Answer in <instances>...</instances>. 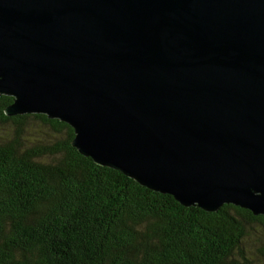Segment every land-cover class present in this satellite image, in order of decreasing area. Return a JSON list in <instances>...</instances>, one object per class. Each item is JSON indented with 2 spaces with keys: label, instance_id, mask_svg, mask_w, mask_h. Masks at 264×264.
Masks as SVG:
<instances>
[{
  "label": "water",
  "instance_id": "1",
  "mask_svg": "<svg viewBox=\"0 0 264 264\" xmlns=\"http://www.w3.org/2000/svg\"><path fill=\"white\" fill-rule=\"evenodd\" d=\"M0 95L184 206L264 216V0H0Z\"/></svg>",
  "mask_w": 264,
  "mask_h": 264
},
{
  "label": "trees",
  "instance_id": "2",
  "mask_svg": "<svg viewBox=\"0 0 264 264\" xmlns=\"http://www.w3.org/2000/svg\"><path fill=\"white\" fill-rule=\"evenodd\" d=\"M12 100L0 95V123L13 127L0 140V264H246L245 224L263 215L184 206L81 155L67 123L5 115Z\"/></svg>",
  "mask_w": 264,
  "mask_h": 264
},
{
  "label": "rangeland",
  "instance_id": "3",
  "mask_svg": "<svg viewBox=\"0 0 264 264\" xmlns=\"http://www.w3.org/2000/svg\"><path fill=\"white\" fill-rule=\"evenodd\" d=\"M13 127L10 122L0 123V140L11 136ZM29 134L35 137H43L45 128L35 121L27 125ZM245 234L239 244V250L247 259L246 264H264V225L253 222L245 224Z\"/></svg>",
  "mask_w": 264,
  "mask_h": 264
}]
</instances>
